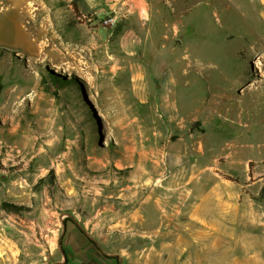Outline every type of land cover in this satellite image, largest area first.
I'll use <instances>...</instances> for the list:
<instances>
[{"label": "rangeland", "instance_id": "1", "mask_svg": "<svg viewBox=\"0 0 264 264\" xmlns=\"http://www.w3.org/2000/svg\"><path fill=\"white\" fill-rule=\"evenodd\" d=\"M4 1L0 231H30L33 243L44 246L47 227L67 223L85 233L72 217L85 226L93 216L117 219L148 201L153 188L163 185L153 200L169 199L167 191L182 183L181 198L191 204L184 215L198 201L204 228L191 229L182 214L171 226L188 222L190 233L162 238L170 229L155 234L159 215L149 207L143 214L149 228L128 238L137 253L122 260L264 264V20L211 8L193 12L165 45L168 56L158 44L139 58L141 86L152 92L140 105L126 102L119 90L126 74L113 76V61L66 44L84 38L77 26L90 14L81 3L75 10L72 0ZM61 61L77 63L79 72H56L52 64ZM3 202L25 210L5 211ZM110 246L118 249V241Z\"/></svg>", "mask_w": 264, "mask_h": 264}, {"label": "crops", "instance_id": "2", "mask_svg": "<svg viewBox=\"0 0 264 264\" xmlns=\"http://www.w3.org/2000/svg\"><path fill=\"white\" fill-rule=\"evenodd\" d=\"M82 4L90 14L84 25L77 26L84 38L69 40L66 44L79 48L81 52L87 50L94 54L102 53L113 61V76L126 74L127 85L119 89L122 95L127 94L126 102L140 105L150 100L152 92L149 93L146 86H141V81L145 78L139 58L148 47L158 44L165 51L161 53L168 56L165 45L176 38L179 25H185L193 12L211 8L213 11L235 12L243 16L249 13L264 20V0H82ZM105 11L117 21L114 29L103 28L99 24V18ZM56 64L76 73L80 69L75 62L61 61ZM142 93L146 94L147 99L144 101L139 97ZM187 215L190 221L197 217L194 214ZM72 218L85 233L67 223H62L61 227L56 224L54 228L47 227L41 233L48 239L44 246L33 243L30 231H0V264H132L122 260L121 255L137 253V247L127 243L129 237H140V233H143L140 229L145 222L143 218L137 224L130 225L125 217L123 220L113 218L111 222L106 217L93 216L87 218L86 226L83 219L81 224L80 219ZM58 221L60 222V218ZM127 223L129 224L126 225ZM112 238H119L114 240L118 241V249L110 246L114 242ZM84 252H88L87 257L79 261L77 256Z\"/></svg>", "mask_w": 264, "mask_h": 264}, {"label": "bare ground", "instance_id": "3", "mask_svg": "<svg viewBox=\"0 0 264 264\" xmlns=\"http://www.w3.org/2000/svg\"><path fill=\"white\" fill-rule=\"evenodd\" d=\"M6 1V0H5ZM4 1V2H5ZM20 3V1L19 0H17V1H15L14 0V2H13V5L14 6H17V4H19ZM53 65V67H57V70H56V72H59V71H62V69L61 68H58L59 66H57V64H52ZM255 66H256V68L257 69H259V70H262V62H261V60H257L256 62H255ZM238 82V81H237ZM240 84V83H239ZM171 112V111H170ZM173 112V111H172ZM177 118V117H176ZM152 154V153H151ZM157 157V156H156ZM151 163V162H150ZM156 163V162H155ZM120 164V163H119ZM156 165V164H155ZM155 167V166H154ZM158 168H159V166H158ZM140 170V169H139ZM156 171V170H155ZM142 173V172H141ZM143 174V173H142ZM141 176V175H140ZM151 177V176H150ZM149 177V178H150ZM140 178V177H139ZM138 178V179H139ZM148 178V179H149ZM140 180H141V178H140ZM143 180V179H142ZM151 180H153V179H151ZM163 181V180H162ZM166 182H167V180H165ZM165 181H163V182H165ZM179 185H176L177 186V190H175L173 193L171 192V191H167V195H169L170 194V198L168 199V196H167V199H165L166 197H164L163 199L160 197V198H158V196H157V199H155V200H153L152 199V196H153V194H156L157 193V191H158V189H162V186L163 185H160V187H157V188H153L152 189V195L151 194H149V195H151V197L148 199V201H146L144 204H142L141 205V207H139L138 209H136L134 212H132L131 214H127V215H125V216H123V217H125L128 221H130L129 223H130V225H131V223L132 224H137L138 223V221H140L142 218L144 219V213H148L149 214V212L147 211V208H149V207H152L153 208V210H155V212L159 215L158 216V219H157V221L159 222V224H158V227L156 228V230H154L155 231V234L156 235H158V236H161V233H162V231H163V229H165L166 228V226L167 227H169V229L170 230H168L167 231V234L166 235H163V236H161L162 238H168V239H170V238H172V236L173 235H175L176 237H177V232H179V230H184L185 232H189L188 230H186V228H185V226L187 225V223L188 222H186V224L185 225H183V226H178V229H176L175 230V227L173 228L171 225H173V224H171V222H174V221H178V218L183 214V216H185V215H187V214H185L184 215V213L187 211V210H189V207L191 206V204L189 203V199L187 200H185V199H183V198H181V193H183L182 191L180 192V190L183 188V187H185V185H183L182 183H178ZM175 186V187H176ZM152 188V187H151ZM188 188V187H187ZM186 188V189H187ZM132 189V188H131ZM156 189H157V191H156ZM170 189V188H169ZM146 190H148V188L146 189ZM114 191V190H113ZM132 191V190H131ZM149 191V193H150V189L148 190ZM128 192H130L129 190H128ZM147 192V191H146ZM161 192V191H160ZM117 193V192H116ZM130 194H131V192H130ZM129 194V195H130ZM159 194V193H158ZM157 194V195H158ZM162 194H164V193H162ZM180 194V195H179ZM123 195V194H122ZM133 195V194H132ZM131 195V196H132ZM185 195V194H184ZM145 196V195H144ZM143 196V197H144ZM176 196H179V203L177 204L178 206H172V202H171V199H174V197H176ZM129 197V196H128ZM137 197V196H136ZM147 197V196H146ZM154 197V196H153ZM184 197V196H183ZM135 198V197H134ZM134 198H133V200H134ZM156 198V197H155ZM185 198V197H184ZM184 201H183V200ZM175 200V199H174ZM182 200V201H181ZM199 200V199H198ZM202 200V199H201ZM201 200L199 201L200 203H201ZM176 201V200H175ZM174 201V202H175ZM181 201V202H180ZM144 202V201H143ZM198 202V201H197ZM197 202H195V205L194 206H192L193 208H192V215L194 214V215H198L199 216V213H200V211H199V209H200V205L199 204H196ZM134 203V202H133ZM176 203V202H175ZM130 205H131V203H130ZM135 206V205H134ZM140 206V205H139ZM173 207V208H172ZM128 208V207H127ZM127 213V212H126ZM187 213V212H186ZM125 214V213H124ZM147 214V215H148ZM117 215V214H116ZM146 215V214H145ZM193 215V216H194ZM122 216V215H121ZM120 215H119V220H123L122 218L123 217H121ZM149 216V215H148ZM115 218V217H114ZM116 218H117V216H116ZM146 218H148L147 216H146ZM145 218V219H146ZM113 219V218H112ZM182 219V218H181ZM111 220V219H110ZM117 220V219H116ZM125 221V220H124ZM179 221H181V220H179ZM188 221V220H187ZM99 222V221H98ZM111 222H112V220H111ZM181 222H183V221H181ZM193 222H195L194 224H192ZM199 222V220H198V217H196V218H193L191 221H190V228L191 229H194V230H197V229H199V228H204V226L203 225H201V224H199L198 223ZM108 223V222H107ZM120 223V222H119ZM129 223H127L126 225H128ZM141 223V222H140ZM121 224H123V222L121 223ZM142 224V223H141ZM203 224V223H202ZM105 225V224H104ZM174 225H179V224H174ZM173 225V226H174ZM139 226V225H138ZM144 226L146 227V228H149V222H144V224H143V229H144ZM189 226V225H188ZM119 227V226H118ZM125 227V226H124ZM123 227V228H124ZM128 227V226H127ZM136 227V226H135ZM140 227V226H139ZM97 228V227H96ZM122 228V229H123ZM116 229V228H115ZM119 229V228H118ZM136 229H138V228H136ZM143 229H141L143 232H144V230ZM188 229V228H187ZM167 230V229H166ZM137 231V230H136ZM148 231V230H147ZM165 231V230H164ZM193 231V230H192ZM138 232V231H137ZM190 233V232H189ZM136 234V233H135ZM135 236V235H134ZM161 237H159V238H161ZM167 240V239H166ZM169 246V245H168ZM170 247V246H169ZM168 247V248H169ZM145 259V258H144ZM146 260V259H145ZM147 261V260H146ZM149 261V260H148Z\"/></svg>", "mask_w": 264, "mask_h": 264}, {"label": "built area", "instance_id": "4", "mask_svg": "<svg viewBox=\"0 0 264 264\" xmlns=\"http://www.w3.org/2000/svg\"><path fill=\"white\" fill-rule=\"evenodd\" d=\"M82 18L84 16L82 15ZM89 17L87 18V20ZM99 24L102 27L108 28V29H114L117 25V21L113 15H111L109 12H103L99 18Z\"/></svg>", "mask_w": 264, "mask_h": 264}, {"label": "trees", "instance_id": "5", "mask_svg": "<svg viewBox=\"0 0 264 264\" xmlns=\"http://www.w3.org/2000/svg\"><path fill=\"white\" fill-rule=\"evenodd\" d=\"M72 2H73V5L75 6V10L80 8L76 3H79V4L81 3V5H83L82 0H72ZM82 8H83V10L85 9L84 5ZM0 89H1V86H0ZM49 176H52L51 172L49 173ZM42 182H43V179L39 180V183H42ZM1 208H3L5 211H13V212H19V211L25 210V207H18V206H15V205H12L9 203H5V202H3L1 204Z\"/></svg>", "mask_w": 264, "mask_h": 264}]
</instances>
